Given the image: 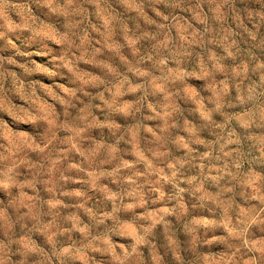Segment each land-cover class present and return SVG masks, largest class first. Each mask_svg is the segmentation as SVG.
<instances>
[{"label":"clouds","instance_id":"1","mask_svg":"<svg viewBox=\"0 0 264 264\" xmlns=\"http://www.w3.org/2000/svg\"><path fill=\"white\" fill-rule=\"evenodd\" d=\"M0 264H264V0H0Z\"/></svg>","mask_w":264,"mask_h":264}]
</instances>
